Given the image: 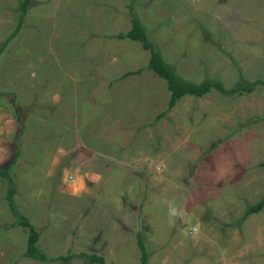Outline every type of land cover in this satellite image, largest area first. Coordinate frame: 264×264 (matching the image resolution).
<instances>
[{
    "label": "rangeland",
    "instance_id": "rangeland-1",
    "mask_svg": "<svg viewBox=\"0 0 264 264\" xmlns=\"http://www.w3.org/2000/svg\"><path fill=\"white\" fill-rule=\"evenodd\" d=\"M0 0V264H264V0ZM185 79L219 80L163 114L165 81L130 16ZM258 78L250 91L230 89ZM23 131L15 136L17 122ZM215 142L214 146L211 144ZM14 185L11 212L6 192ZM25 216L46 255L22 254ZM146 248L139 259L134 233Z\"/></svg>",
    "mask_w": 264,
    "mask_h": 264
},
{
    "label": "trees",
    "instance_id": "trees-1",
    "mask_svg": "<svg viewBox=\"0 0 264 264\" xmlns=\"http://www.w3.org/2000/svg\"><path fill=\"white\" fill-rule=\"evenodd\" d=\"M27 2H29V0H21L20 3V6L24 11V13ZM22 21H23V16H21L17 20L13 30L10 33H8L3 40L0 41V54L4 46L7 44L8 40L17 33V31L21 27ZM110 36H114L116 38L126 37L129 39L137 40L141 44L142 48L148 50V57L144 64L123 71L118 76L111 78L110 82L122 78L128 74L138 73L144 68H148L156 75L160 76L165 81V86L168 91V96H167L165 108L162 109L160 112H158L156 116L163 114L168 108H170L177 101V99H179L184 95L201 96L204 93L210 91L212 88H216L221 91L226 90V88L222 85V83L219 80H210V79L192 80V79L181 78L176 73V70L173 67V65L170 64L166 59H164L160 50L154 45V43L150 39H148L143 23L141 22L139 17L136 16L135 14H132L130 16V25L126 30L117 31L116 33H113ZM258 82H260L258 78H253L250 80H245V82L242 84H237L235 86H232L230 89L231 90L235 89L237 91H241V90L250 91ZM15 120L18 123L15 136H19V134H21L23 131V123L22 120L18 117H15ZM214 144L215 142L211 144V147H213ZM18 153L19 151L16 146V148L12 150V153L8 161L5 163V165L0 166V176H4L7 174L8 172L7 167L9 169L10 164L16 160ZM259 163L264 164V160L260 161ZM14 189L15 187L14 185H12L8 187V190L6 192V198L8 201L9 208L11 209V212L16 211V208L13 204ZM263 204H264V198H261L252 203H248L243 211V216L250 212L258 211L263 206ZM13 224H20L27 228L25 248L22 252L24 256L32 257L34 259H37L45 263L54 260H68L70 257L73 256V253L70 251L67 252L66 254L59 253L50 256L46 255V253H44L39 248L37 242L38 239L37 229L25 216H20L18 219L13 220L11 222V225ZM134 236L137 247L139 249V259L141 263H145L147 252L142 240V236L138 230L135 231ZM79 254L92 263L113 264L112 262H106L102 257V255L97 254L95 252H80Z\"/></svg>",
    "mask_w": 264,
    "mask_h": 264
}]
</instances>
